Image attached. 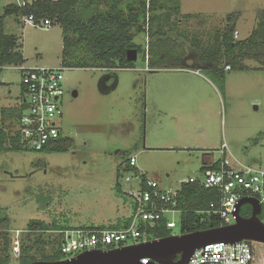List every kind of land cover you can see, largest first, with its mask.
Listing matches in <instances>:
<instances>
[{"label":"rangeland","instance_id":"1","mask_svg":"<svg viewBox=\"0 0 264 264\" xmlns=\"http://www.w3.org/2000/svg\"><path fill=\"white\" fill-rule=\"evenodd\" d=\"M20 1L0 0V15L4 6ZM166 7L180 13L175 28L164 31L184 46L186 59L181 66L145 70L139 54L133 69L67 68L63 88L68 94L61 98L59 124L73 147L65 153H0V207L7 209L11 220L7 250L0 232V257L6 254L11 264H16L21 245L33 247L30 253L37 257L40 249L51 251V245L35 246L27 234L29 220L56 221L77 230L109 228L126 219L131 210L127 194L138 184L134 171L120 167L130 156L135 157L138 171L172 191L189 178H201L203 155L216 162L222 156V143L230 161L264 170V54L246 58L240 67L226 72L219 87L191 74L200 65L196 49L176 35L197 36L208 46L215 30L232 28L236 41H245L260 23L264 0H170ZM183 15H191L193 22H183ZM21 26L13 16L4 20L5 34L21 36L26 67L63 66L58 25ZM145 29L146 35H136L134 42L145 48L146 59L149 26ZM0 80L4 81L0 105L16 103L19 72L6 67ZM6 127L15 133L17 120L9 119ZM117 182L124 196L114 190ZM169 219L175 223L173 233L179 235V214ZM57 235L46 232L42 239L52 244ZM253 247L252 264H264V245L253 243Z\"/></svg>","mask_w":264,"mask_h":264},{"label":"trees","instance_id":"2","mask_svg":"<svg viewBox=\"0 0 264 264\" xmlns=\"http://www.w3.org/2000/svg\"><path fill=\"white\" fill-rule=\"evenodd\" d=\"M169 1L37 0L23 7L16 4L6 5L0 15V67L18 66L25 62L20 38L4 33V20L8 16H13L18 24L20 18L33 16L36 21L47 18L51 21V26L58 25L61 29L63 42L62 67L65 68L133 69L134 63L126 60L128 50H136L137 56L142 54L143 62L147 59V63L152 69L162 65L181 66L184 48L181 43L168 37L164 31L166 27L168 31L173 30L177 16H180L177 8L166 7ZM124 5L125 7H123ZM101 6L103 7L101 8ZM181 19L187 23L192 20V17L183 15ZM145 26H149L147 36L150 40L147 44L149 56L147 55L146 59L145 48L134 42L136 35L141 33L146 35ZM226 31V28L223 31L215 30L213 38L208 40V46L197 36H190L184 32L176 34L191 48L193 47V50L196 49L198 61L202 66L199 71L203 75L205 74L204 76L211 83L214 81L215 85H220L219 87L223 84L226 72L240 67L246 58L255 59L264 54V14L257 29L245 41H236L237 39L233 37L235 31L232 28L228 32ZM165 60H170V63ZM17 112V109L0 107V153L24 150L17 130L15 133H11L4 121V118L18 119L20 113ZM73 144L70 137L60 138L46 147L42 153H65L73 147ZM218 165L219 160L212 163L211 166H202L200 171L215 169ZM120 167H123L124 171L136 170L126 164L123 165V163ZM198 181L199 178H196L194 183L182 184L178 189L177 208L181 211L179 222L181 234L221 227L217 217L208 213L209 205L217 203L219 195L217 191L204 189ZM114 190L118 196L125 195L118 182L114 186ZM250 214L249 205L241 206V217L247 218ZM165 221L166 218L163 217L153 225L146 224L142 230L147 233L150 240L168 237L171 235V231L165 227ZM10 223L7 209L0 207V232L5 237L4 250H7L8 246L6 239ZM129 223L130 218H126L117 221L109 228L120 229L127 227ZM96 228L81 227L79 229L94 230ZM66 230H68L67 227L58 225L56 221L46 223L42 220H29L27 234L34 238L35 246L44 248L51 245L52 248L49 253L40 249V256L37 257L30 253L33 247L21 245L16 264L62 260L64 257L59 249L60 232ZM46 232H57V241L52 244L45 243L42 234ZM0 264H11L6 254L0 257Z\"/></svg>","mask_w":264,"mask_h":264},{"label":"built area","instance_id":"3","mask_svg":"<svg viewBox=\"0 0 264 264\" xmlns=\"http://www.w3.org/2000/svg\"><path fill=\"white\" fill-rule=\"evenodd\" d=\"M32 1L37 0H22L16 5L23 7ZM20 22L43 29L51 26L49 19L36 21L33 16L22 17ZM233 37L237 39L236 32ZM145 64V70H148L150 67L147 59ZM6 67H0V71ZM11 68L19 72L23 92V109L17 123L20 143L24 150L42 152L50 144L66 137L62 135L59 122L63 114L60 105L64 94L63 73L67 68L24 65ZM219 151L222 156L218 167L201 172L198 181L201 187L217 191L219 195L217 203L209 205L208 213L217 217L221 226L232 225L237 203L241 199L251 198L257 200L261 207L259 220L264 225V170L242 165L234 159L230 161L225 143L221 144ZM135 163V157L130 156L126 165L136 169ZM142 176L145 175L141 171H134L133 177L138 182L137 189L127 194L131 202V210L127 216L130 218L128 226L120 229L96 228L60 232L59 249L63 259L75 257L87 250H108L147 242L150 239L142 227L146 224L153 225L163 217L166 218L165 227L171 231V235H175V223L169 219V215L178 213L180 222L181 211L177 208L178 189H163L155 180ZM125 181L129 182L130 179L125 178ZM195 181L196 178H189L180 185ZM253 260V243L242 241L235 244L207 245L196 250L187 264H252ZM141 262L147 264L149 259Z\"/></svg>","mask_w":264,"mask_h":264},{"label":"water","instance_id":"4","mask_svg":"<svg viewBox=\"0 0 264 264\" xmlns=\"http://www.w3.org/2000/svg\"><path fill=\"white\" fill-rule=\"evenodd\" d=\"M136 59V50H128L126 60L134 63ZM243 205H249L251 208V214L247 218L240 216V208ZM260 213L261 207L257 200L244 198L236 205L235 221L232 225L170 235L115 249H92L69 259L54 262L35 261L30 264H143L141 261L144 259H149L147 264H187L196 250L210 244L247 241L264 245V225L259 220Z\"/></svg>","mask_w":264,"mask_h":264},{"label":"crops","instance_id":"5","mask_svg":"<svg viewBox=\"0 0 264 264\" xmlns=\"http://www.w3.org/2000/svg\"><path fill=\"white\" fill-rule=\"evenodd\" d=\"M15 20V19H14ZM191 22H193V20H191L190 22H187L186 24H188V23H191ZM19 24H22L21 22L19 23ZM22 28H23V24H22V26H21ZM9 35H12V34H9ZM15 36H17V35H15ZM17 37H19L20 39H21V36H17ZM21 42V41H20ZM22 44V43H21ZM183 45V44H182ZM183 48H184V46H183ZM22 55H23V52H22ZM24 57V56H23ZM182 59H186V51L185 52H183V57H182ZM25 60V59H24ZM184 61V60H183ZM198 63H199V61H198ZM24 66H27V61L25 60V62H24V64H23ZM8 67H10L11 68V66H8ZM195 67L196 68H192L191 69V74H193L194 76H196V77H198L199 79H201L202 81H204V82H207L206 81V77L199 71L200 70V68L202 67L201 66V63H200V65H198L197 66V64L195 65ZM181 69H183V68H181ZM1 74V73H0ZM208 80V79H207ZM0 84H4V81L3 80H0ZM22 101H23V92H22V88H21V85H20V94H19V98H18V100L16 101V103H13V104H11V103H9V104H4V105H0V107H2V108H5V109H13V110H18V112L20 113V115H21V113H22V109H23V106H22ZM17 112V113H18ZM19 115V116H20ZM9 119H11V118H4V121L6 122V121H8ZM17 119V118H16ZM19 119V118H18ZM17 119V120H18ZM17 123H18V121H17ZM66 137H69V136H67L66 135ZM218 161V160H217ZM212 163H214L213 162V160H212V158H211V156L210 155H208V154H204L203 155V157H202V162H201V164H202V166H208V165H210V164H212ZM201 166V167H202ZM179 189V188H178Z\"/></svg>","mask_w":264,"mask_h":264},{"label":"flooded vegetation","instance_id":"6","mask_svg":"<svg viewBox=\"0 0 264 264\" xmlns=\"http://www.w3.org/2000/svg\"><path fill=\"white\" fill-rule=\"evenodd\" d=\"M66 94H68V91L64 90L63 98H64V96H66ZM62 135H64V133H62Z\"/></svg>","mask_w":264,"mask_h":264}]
</instances>
